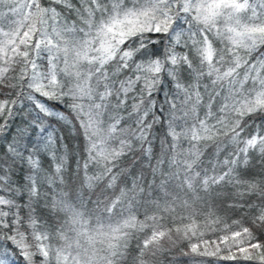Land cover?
Here are the masks:
<instances>
[{"label":"snow or ice","instance_id":"obj_1","mask_svg":"<svg viewBox=\"0 0 264 264\" xmlns=\"http://www.w3.org/2000/svg\"><path fill=\"white\" fill-rule=\"evenodd\" d=\"M0 95V264H264V0H0Z\"/></svg>","mask_w":264,"mask_h":264},{"label":"trees","instance_id":"obj_2","mask_svg":"<svg viewBox=\"0 0 264 264\" xmlns=\"http://www.w3.org/2000/svg\"><path fill=\"white\" fill-rule=\"evenodd\" d=\"M4 95H0V100L4 99ZM19 121H17L18 123ZM57 135H63L66 137L64 143L68 145L69 149L74 153L73 159V168L75 167V155H78L83 150V141L82 139H77L75 137V133L72 132L70 129H65L63 132H58ZM123 164L130 170L132 175H139L141 170H143L145 174V178L147 180H151L152 177L150 175V170L147 167V160H138L134 156L129 155L123 161ZM130 182V181H129ZM217 204L221 205L220 213L222 215H230L233 219L239 218L242 213L238 209H228L227 205L224 201L218 200ZM142 218V217H141ZM209 240L216 239L211 233L208 234L206 237ZM261 239H264V235L261 236ZM135 242H133L134 246ZM213 259V258H209ZM222 264H231V262H222Z\"/></svg>","mask_w":264,"mask_h":264}]
</instances>
